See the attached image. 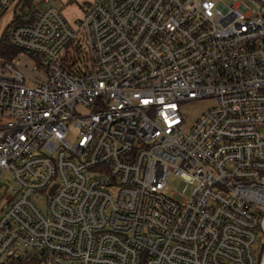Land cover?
Instances as JSON below:
<instances>
[{"label":"built area","instance_id":"built-area-1","mask_svg":"<svg viewBox=\"0 0 264 264\" xmlns=\"http://www.w3.org/2000/svg\"><path fill=\"white\" fill-rule=\"evenodd\" d=\"M230 1L21 11L0 58L1 262L264 264V0ZM176 178L192 197L167 195Z\"/></svg>","mask_w":264,"mask_h":264},{"label":"rangeland","instance_id":"rangeland-1","mask_svg":"<svg viewBox=\"0 0 264 264\" xmlns=\"http://www.w3.org/2000/svg\"><path fill=\"white\" fill-rule=\"evenodd\" d=\"M40 1L41 0H32L30 4H27L26 0L14 1L7 8V12L0 15V36H1V33L3 32L4 28L6 27V25L9 23V21H10L9 19L12 18L13 15H19L23 9L26 11L27 10L41 9L42 7L41 8L37 7L38 6L37 3H40ZM88 1H90V0H57L55 2V5L59 8H62L63 10H65L67 8V6L70 3H72L75 5L77 4V7L81 9L82 6L84 5V3L88 2ZM219 1L221 3H223L224 5H227V6L231 4L230 0H219ZM82 17H83V15H82ZM81 18H79V19H81ZM26 85L30 86V87L34 86V84L31 83V80L29 78L26 79ZM74 112L76 114H86L87 110L78 107L75 109ZM74 133H75V130L70 126L69 127V134H68V140L70 142H73V140H74ZM194 192H195V186L194 185L184 183L178 178L171 179L168 182L167 195L169 197H172L174 200H176L178 202H182L185 199L192 197ZM259 256H260V253H255V257H256L257 261L259 259ZM1 261L2 260H0V262Z\"/></svg>","mask_w":264,"mask_h":264},{"label":"trees","instance_id":"trees-1","mask_svg":"<svg viewBox=\"0 0 264 264\" xmlns=\"http://www.w3.org/2000/svg\"><path fill=\"white\" fill-rule=\"evenodd\" d=\"M32 0H26L27 4H30ZM19 15H14L11 21L6 25L3 32L0 36V58L3 60H11L16 53L15 50L11 48L10 45V30L12 25L16 22ZM0 264H39L36 260H25L22 262H10V261H3Z\"/></svg>","mask_w":264,"mask_h":264},{"label":"crops","instance_id":"crops-1","mask_svg":"<svg viewBox=\"0 0 264 264\" xmlns=\"http://www.w3.org/2000/svg\"><path fill=\"white\" fill-rule=\"evenodd\" d=\"M57 0H55V2H56ZM91 1L92 0H90V1H88V2H85L84 3V5L82 6V8L80 9V8H78L77 7V4L75 5V4H72V3H70L68 6H67V8L65 9V10H63L62 8H59L61 11H62V13H63V15H64V17L66 18V20L69 22V23H71V24H73V23H75V22H77L78 20H80L79 18H81L82 17V15H84L83 13H85V11L87 10V8L90 6V3H91ZM55 2H54V5H55ZM38 5V6H37ZM37 7H39V8H41V9H39V10H42L44 7H45V5H44V3L42 2V0L40 1V3H37ZM56 6V5H55ZM57 7V6H56ZM7 12V11H6ZM5 12V13H6ZM13 17V16H12ZM12 18H10L9 20H11ZM10 22V21H9Z\"/></svg>","mask_w":264,"mask_h":264}]
</instances>
